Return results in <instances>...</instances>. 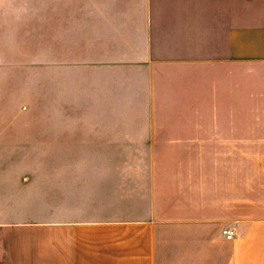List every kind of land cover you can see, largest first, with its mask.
Returning <instances> with one entry per match:
<instances>
[{"label": "crops", "instance_id": "0c3cea01", "mask_svg": "<svg viewBox=\"0 0 264 264\" xmlns=\"http://www.w3.org/2000/svg\"><path fill=\"white\" fill-rule=\"evenodd\" d=\"M102 24L110 34L100 63L156 76L214 74L216 118L225 131L220 153H237V88L222 75L233 79L242 68L264 77V0H110ZM257 89L262 94L254 99L262 103L253 106L263 112L252 119L263 123L264 138V78ZM153 132L150 146L64 148L71 157L55 163L54 194L27 196L55 197L53 219L7 208L0 264H264V187L260 210L242 218L232 168L214 197H189L175 185L167 191L170 177L155 155L175 153V146L165 149ZM111 153L138 156L112 162ZM226 229L234 230L231 239Z\"/></svg>", "mask_w": 264, "mask_h": 264}, {"label": "rangeland", "instance_id": "374dc122", "mask_svg": "<svg viewBox=\"0 0 264 264\" xmlns=\"http://www.w3.org/2000/svg\"><path fill=\"white\" fill-rule=\"evenodd\" d=\"M104 2L110 0H0V217L12 208L53 219L55 197L27 196L54 194L55 163L71 157L64 148L150 146L152 131L165 149L175 146V153L155 155L170 177L167 191L175 185L189 197H214L232 168L239 218L256 214L263 205L264 138L263 123L252 118L263 112L253 104L262 103L254 95L262 94L264 77L242 68L233 79L222 75L237 88L238 151L220 153L225 131L216 118L215 75L156 76L100 63L110 34L102 24ZM86 118L109 121H77ZM130 156L138 155H107L112 162Z\"/></svg>", "mask_w": 264, "mask_h": 264}, {"label": "built area", "instance_id": "2783aa9c", "mask_svg": "<svg viewBox=\"0 0 264 264\" xmlns=\"http://www.w3.org/2000/svg\"><path fill=\"white\" fill-rule=\"evenodd\" d=\"M224 233L227 238L231 239L234 235V230L233 229H226L224 230Z\"/></svg>", "mask_w": 264, "mask_h": 264}]
</instances>
